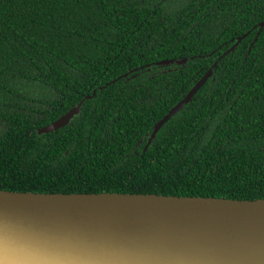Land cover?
I'll return each mask as SVG.
<instances>
[{
    "label": "trees",
    "instance_id": "1",
    "mask_svg": "<svg viewBox=\"0 0 264 264\" xmlns=\"http://www.w3.org/2000/svg\"><path fill=\"white\" fill-rule=\"evenodd\" d=\"M262 21L264 0H0V189L264 198Z\"/></svg>",
    "mask_w": 264,
    "mask_h": 264
},
{
    "label": "water",
    "instance_id": "2",
    "mask_svg": "<svg viewBox=\"0 0 264 264\" xmlns=\"http://www.w3.org/2000/svg\"><path fill=\"white\" fill-rule=\"evenodd\" d=\"M213 67L155 123L147 146L193 99ZM81 106L39 132L66 126ZM0 264H264V198L0 189Z\"/></svg>",
    "mask_w": 264,
    "mask_h": 264
},
{
    "label": "flooded vegetation",
    "instance_id": "3",
    "mask_svg": "<svg viewBox=\"0 0 264 264\" xmlns=\"http://www.w3.org/2000/svg\"><path fill=\"white\" fill-rule=\"evenodd\" d=\"M249 33V32H248ZM240 37V36H239ZM238 39V38H237ZM237 41V40H236ZM242 41V40H241Z\"/></svg>",
    "mask_w": 264,
    "mask_h": 264
}]
</instances>
